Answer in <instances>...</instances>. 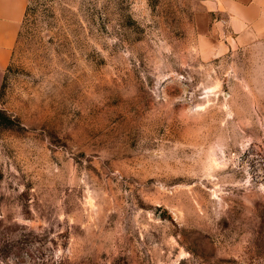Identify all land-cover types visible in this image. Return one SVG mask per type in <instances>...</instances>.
I'll list each match as a JSON object with an SVG mask.
<instances>
[{"label": "rangeland", "instance_id": "rangeland-1", "mask_svg": "<svg viewBox=\"0 0 264 264\" xmlns=\"http://www.w3.org/2000/svg\"><path fill=\"white\" fill-rule=\"evenodd\" d=\"M0 264H264V41L201 0H29Z\"/></svg>", "mask_w": 264, "mask_h": 264}, {"label": "crops", "instance_id": "crops-1", "mask_svg": "<svg viewBox=\"0 0 264 264\" xmlns=\"http://www.w3.org/2000/svg\"><path fill=\"white\" fill-rule=\"evenodd\" d=\"M209 12L227 16L237 45L255 46L264 41V0H201ZM29 0H0V90Z\"/></svg>", "mask_w": 264, "mask_h": 264}]
</instances>
